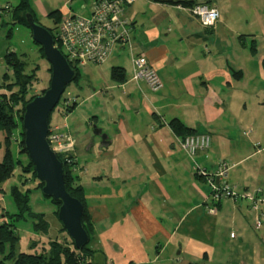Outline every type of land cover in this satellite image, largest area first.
<instances>
[{
  "label": "crops",
  "instance_id": "1",
  "mask_svg": "<svg viewBox=\"0 0 264 264\" xmlns=\"http://www.w3.org/2000/svg\"><path fill=\"white\" fill-rule=\"evenodd\" d=\"M139 1L148 10L164 11L168 23H172L170 15L189 14L180 3L211 5L219 19L212 28L204 29L189 14L194 20H188L189 28L180 24L175 30H165L161 20L154 25L149 18L146 22L152 26L147 28L139 23V11L134 8ZM139 1L124 10L131 25L130 65L121 62L119 55H111L104 63L110 69H123L124 81L116 83L110 76V85L99 91L105 93L110 110L101 116L106 122L91 118L106 138L101 144L96 136L97 165L87 180V162L79 163L82 153L78 154L77 141L64 123L75 142L78 168L83 169L78 180L92 226L89 248L101 256L103 264H155L164 254H168L166 264L174 260L176 264H209L222 255L223 264H262L264 222L257 229L260 238L250 231H256L254 217L264 215V202L259 203L258 214L250 212L247 198L214 204L208 178L224 161L230 166L227 182L237 194L253 195L261 189L259 197L264 199V166L257 169L248 164L264 147L256 126L252 138L247 134L251 130L243 131L248 112L243 95L248 93L240 87L264 81V0L262 11L250 7L253 12L245 19L240 18L243 11L239 10L243 0ZM138 55H144L156 71L161 83L158 92L132 79L131 59ZM174 119L194 135L208 136L209 147L188 155L169 127ZM242 138L249 140L248 147ZM2 157L3 147L0 161ZM258 162L264 164V156ZM197 169L208 177L200 176ZM200 225L207 239L205 234L195 235ZM225 228L229 247L227 253H220L219 240L212 235L215 229ZM169 254L175 256L173 261Z\"/></svg>",
  "mask_w": 264,
  "mask_h": 264
},
{
  "label": "rangeland",
  "instance_id": "2",
  "mask_svg": "<svg viewBox=\"0 0 264 264\" xmlns=\"http://www.w3.org/2000/svg\"><path fill=\"white\" fill-rule=\"evenodd\" d=\"M140 2L141 1L137 2L134 8L136 11H139V23L146 24L145 26L147 28H151L152 26L146 22L149 18L153 19L152 24L154 25H157V22L161 20V25L165 27V30L167 28H173V30H175L178 26L180 27V24L186 28H189V25L187 24L189 23L188 20H192L194 22L193 18H191L189 14L184 13L181 15V17H185L187 20L182 19L181 17H172V15H170V18L173 19H171L172 23H168V20H164V11L157 8L148 10L146 8V4H142ZM243 3L244 5L242 4L239 7V10L243 11V13H241L243 15H241L240 18L245 19L246 17L250 16V14L253 12L250 7L257 8V11L259 12L262 11L263 5L261 4V0H243ZM19 4V0H0V96L3 94L7 99H9L11 92L7 85L15 82L13 80V72L10 68L5 66L3 61L5 53L14 52L24 64L22 75L26 78V82H28L27 88L25 90L26 92L24 95V101H29L33 97L39 96L43 91L47 90L50 80V71L49 65L46 62L44 56H42L38 46L33 42L30 31L23 26L13 23L12 11ZM245 5L249 7H246ZM89 7L90 0H28L29 11L32 13V17L35 19V21L40 26L51 30L54 29L55 26L57 27V24H54V20L50 16L52 13L59 12V23L63 17L70 15L83 16L86 14L85 11H87ZM139 26L141 27V25ZM165 33H167V31H165ZM164 35L165 34H163L162 37ZM117 51L118 50L115 49L112 55H119L121 57L120 61L122 60L121 62L124 61L126 66L127 64L130 65V53L128 52V47H124L121 52ZM93 67L94 68H91L89 71L86 69L79 70L77 82L72 81L66 86L58 104L50 116V123L58 125L65 123L70 128L71 133L74 139L77 141V145L79 146H77L78 154L82 153V157L78 158L79 163L83 162V160L87 162V173L84 176L85 180H87V178L92 174V171L96 169L97 164H94V160L99 148V139L93 135L95 128H98L96 124L91 121V118L93 116H97L101 121V116L106 113L107 110H110L107 108V105L110 104L107 100V97L105 96V93L103 91L100 93L99 91L100 89L106 88V86L110 85L111 69L107 64H103L99 67ZM4 75L5 77H3ZM17 84L18 85L12 86V92L19 91V83ZM240 87L243 91L245 90V92L248 93L246 94L247 96L243 95V98L247 100L248 104V112L246 117H244V124L242 127L243 131L247 133L251 130L247 134L248 137L252 138V135H254V126H256L260 138L259 143L261 144V148H263L264 81L257 80L256 83L250 85L243 84ZM68 101L70 102V105L74 103L75 107L72 109L71 113L65 115L63 114L64 108ZM17 108L20 109L19 104ZM14 120L16 121V124L19 125V115L16 112H14ZM103 121L106 122L105 119L102 120V122ZM97 125L100 126L98 123ZM19 137L20 131L19 129H16L14 139H19ZM242 139L245 142L244 146L248 147L247 143L249 140L244 138ZM92 140H94L93 146V143L91 144ZM15 143L12 146V152L13 155L16 156L17 144L15 145ZM85 148H89L87 153L84 151ZM74 149L75 142H73L72 146L74 163L70 167L73 171V186L76 187L80 186L78 177L81 174L80 171L82 172L83 169L80 168V170L78 168L79 165L76 156L74 155ZM250 150L253 152L252 146H250ZM262 156H264V152H262L259 157L257 156L256 158L251 159L248 164H254L253 168L257 169L258 166H264V164H260L258 162L259 158ZM17 157H19L17 160L18 164L16 165L12 176L0 185V216H4L11 223V221H13L12 215L17 214V209L12 198L13 191H16L20 195L27 197L29 200V210L23 214L24 220L21 219L18 222H13L15 224V233L18 238L17 245L15 247V253L48 256L50 253V245L52 243H57L60 245V247H62L63 245L67 244L68 240L65 238V234L61 230V225L56 218V206L51 201L42 197L39 187L40 183L33 179V175L31 173L32 171L29 170V168H26L28 159L26 155L19 153V148ZM41 214L43 216L42 218H44V221L47 224L46 232L35 231L33 227V220H35V218L32 217L34 215ZM252 228H254L253 224ZM214 232L215 233L212 236H216L217 240H219L216 244L217 250L220 253H227L225 251L229 247L230 241L228 238V229L225 228L221 231L220 229L219 231L215 229ZM205 233V229L202 225H200L198 229H195V235ZM250 234L256 239L260 238V233L258 230H254L253 232L250 231ZM205 235V238L207 239V234ZM91 245L92 243H90L88 247H91ZM167 257L168 254H164L155 264H166ZM1 258L2 257L0 256V260ZM169 259L173 261L175 256L173 255L171 257L169 254ZM113 262L114 264H128V261ZM223 262H225V258L222 255L221 257H215L214 260L209 264H223ZM173 264H176L175 260L173 261Z\"/></svg>",
  "mask_w": 264,
  "mask_h": 264
},
{
  "label": "built area",
  "instance_id": "3",
  "mask_svg": "<svg viewBox=\"0 0 264 264\" xmlns=\"http://www.w3.org/2000/svg\"><path fill=\"white\" fill-rule=\"evenodd\" d=\"M137 0H90V7L83 16L70 15L63 17L57 24L54 46L61 52L69 66L75 71L89 65H102L112 55L115 49L130 48L131 25L124 17V10ZM189 14L196 19L200 27L212 28L219 19L217 10L211 5L195 4L188 9ZM132 79L143 81L151 92L161 89L156 71L148 64L144 55L131 59ZM73 102V100H72ZM70 105L68 101L66 106ZM51 151L68 166L74 163L73 140L65 124H53L48 128L46 137ZM210 141L206 135L188 136L179 142L180 148L193 156L198 151L209 147ZM230 166L221 161L215 172L209 175L212 203H219L225 199L247 198L251 201L250 212L258 214V205L262 190L239 195L236 188L228 184ZM203 177L205 172L197 169ZM254 229H260L264 222V215L254 217Z\"/></svg>",
  "mask_w": 264,
  "mask_h": 264
},
{
  "label": "trees",
  "instance_id": "4",
  "mask_svg": "<svg viewBox=\"0 0 264 264\" xmlns=\"http://www.w3.org/2000/svg\"><path fill=\"white\" fill-rule=\"evenodd\" d=\"M19 1L20 4L12 11L13 23L23 26L29 30L25 20L26 14L32 15V13L29 11L28 8V0H19ZM180 5L188 9L194 6L193 3H180ZM50 16L53 18L54 24H58L59 12H54ZM56 28L57 27L55 26V28L52 30L48 29L53 39H55ZM38 49L40 50L43 56V52L41 48H39V46ZM253 52L254 50L252 49V53ZM3 61L5 63V66L7 68H10L11 71L13 72V80L16 83L13 82L7 85V87L10 88V92H11L9 99H7L3 94H1L2 96H0V148L3 147V157L0 162V185L12 176L14 169L18 164L17 162L19 158L17 157L18 148H19V153H21L22 155H26L22 143L23 129H22L21 121H22L24 106L34 98L33 97L29 101H24V95L26 92L25 90L27 88L28 82H26V78L22 75V71L24 70V64L18 58V56L14 52H7L4 54ZM262 66L264 68V60L262 62ZM49 71H50V67H49ZM75 73L76 76L73 82H77L79 77L78 74L79 71L75 70ZM110 76L114 82L122 83L124 81V70L121 68H112L110 71ZM3 77H5V75ZM17 83H19L18 86L19 91L12 92L13 90L12 86L18 85ZM42 93H44V91ZM18 104L20 106V109L17 108ZM72 109H74V104L65 106L63 114L67 115L71 113ZM14 112L18 113L19 115V125L16 124V121L14 120ZM51 113L48 119V126L53 125L52 123H50ZM169 127L172 130V132L181 140L185 139L188 136L194 135L192 130L187 129L176 119L170 121ZM16 129H19L20 131L19 139L16 138L14 139ZM14 143L15 145L17 144L16 156L13 155L12 152V146ZM57 158L62 164L66 191L71 197L76 198L82 204L83 207L82 226L88 234L89 243L81 250L75 249L72 242L70 241L68 236L65 234L63 228L61 227V230L64 232L65 238L68 240V242L66 245H63L62 247H60V245H58L57 243H52L50 245V253L48 256L15 253V247L17 245L18 238L15 233V224L13 222H18L21 219L24 220L23 214H25L29 210L28 209L29 200L27 197L20 195L16 191H13L12 198H13V203L17 209V214L12 215L13 221H11V223L4 216H0V256L2 257L0 260V264H103V259L101 258V256L97 255L96 252L90 250V248L88 247L92 237L91 236L92 226H91L90 216L84 201V192L80 186H76V187L73 186V181H72L73 171L71 167L65 164V162L62 160L61 157L57 156ZM26 168H29V170L32 171L31 173L33 175V179L37 180L35 178L33 166L29 160H27ZM39 187L41 192V187H42L41 183ZM45 199L51 201L58 210V207L60 205L58 202H55L50 198H45ZM55 215L57 218V212L55 213ZM42 217H43L42 214L34 215L32 217L35 218V220H33V227L35 231L46 232L47 224L45 223L44 218Z\"/></svg>",
  "mask_w": 264,
  "mask_h": 264
},
{
  "label": "water",
  "instance_id": "5",
  "mask_svg": "<svg viewBox=\"0 0 264 264\" xmlns=\"http://www.w3.org/2000/svg\"><path fill=\"white\" fill-rule=\"evenodd\" d=\"M25 20L33 42L41 48L50 67V80L47 90L24 106L21 121L23 148L33 166L35 178L42 184L41 195L60 204L57 220L75 249L81 250L89 243L88 234L82 226L83 207L79 200L66 191L62 164L46 140L49 115L66 86L75 79L76 73L54 46L48 29L37 24L30 14L25 15ZM94 135L100 137L101 144L104 143L106 136L96 128Z\"/></svg>",
  "mask_w": 264,
  "mask_h": 264
}]
</instances>
